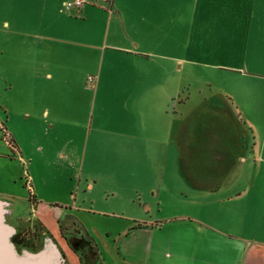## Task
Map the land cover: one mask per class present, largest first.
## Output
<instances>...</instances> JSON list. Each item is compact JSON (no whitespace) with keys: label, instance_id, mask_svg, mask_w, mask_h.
<instances>
[{"label":"crops","instance_id":"obj_1","mask_svg":"<svg viewBox=\"0 0 264 264\" xmlns=\"http://www.w3.org/2000/svg\"><path fill=\"white\" fill-rule=\"evenodd\" d=\"M11 1L20 6L15 23L0 16L14 35L0 79L15 99L0 101V125L31 183L28 197L0 192L14 231L12 199L30 198L58 203L57 234L36 218L38 231L77 264L73 236L90 243L89 264H264V111L261 86L246 85L264 77L246 64L251 43L264 55V0ZM103 132L111 143L86 155ZM58 164V184L38 175ZM70 175L124 206L97 209L113 218L99 240L78 218L93 210L75 203ZM168 178L181 183L173 197L206 210L161 214ZM73 218L79 235L67 233Z\"/></svg>","mask_w":264,"mask_h":264},{"label":"rangeland","instance_id":"obj_2","mask_svg":"<svg viewBox=\"0 0 264 264\" xmlns=\"http://www.w3.org/2000/svg\"><path fill=\"white\" fill-rule=\"evenodd\" d=\"M19 6H20L19 3L13 2L11 0L7 1L6 4L0 3V16L7 17L10 20V23H15L12 20L16 18L15 11ZM9 9H12V11ZM8 30L9 31L11 30L10 27L8 28ZM3 32H5V29L0 28V57H1V54H3L1 52L3 50L6 51L9 47V44L7 43L10 41L6 43V37H8L10 40L14 38L13 34H10V33L7 34ZM257 46L258 44L251 43V47H252L251 55H253V57L247 59L246 61L247 68L250 70H259V71L264 72V55H262L260 52L256 53V51L259 50L257 49ZM219 71H222V70H219ZM226 73H227L226 75L230 76L225 79L226 80L225 82L227 85L233 86V87L240 85V82L238 81V79L235 78L239 74H236V72L234 71H226ZM219 75L220 74L215 75L216 80H220ZM254 79H257V80H254ZM256 84L261 86V91L258 92V99H259L260 105L263 108L262 111H264V77L257 78L254 76H250L247 78L246 85L252 86ZM6 97L9 100L15 99V96L12 93L10 92L7 93L5 90H3L2 82L0 79V101ZM251 103L253 102L251 101ZM253 111H254V108L251 107L250 112L254 114ZM90 138H91V135H89L88 143L86 146V155H88V153L92 154L96 152L94 150L96 146L100 145V146L105 147L109 145L112 140L111 136L106 135L105 132L100 133V135L96 137V139L94 140ZM32 168L36 170L35 167L32 166ZM38 170H39L38 175L40 177L44 176L49 181H51L52 182L51 185L58 184L59 182L58 183H55V182L61 179L60 176L63 173V170L60 169L59 164L57 166L51 165L50 168H48L47 170H41L40 168H38ZM29 173L30 171L27 168V162L21 158L19 152L17 151V149H15L14 145L11 146L6 142V140L4 139L2 135V130L0 128V192L13 193V194H23L24 193L25 196L28 197L29 196L28 183L31 185L29 181V177H28ZM62 182H65L66 184L71 185L69 190L71 191V194H74V195L76 194V199H75L76 204L89 207L93 210V212L91 211L89 213L84 212V214H79L78 218L81 220V223L84 226H86L89 230L91 229V231L94 233L97 240H99L100 237L102 238V236L105 234L103 222L106 220L112 221L113 218H107V216L99 213L97 209H106L110 211L111 210L115 211L117 207H122L123 205L116 204L112 201L104 200L105 193L102 191L101 187H98L97 184H95L94 187L90 189L89 191H86V189L85 191H83L82 187L84 184V179L82 176H80L79 179H77L75 175L74 176L70 175L69 177H67V179H63ZM166 185H167L168 192L164 193L165 191H162L164 201L161 204V212H160L161 214L167 215V214L179 213V212L199 214L206 210L205 208L202 207V205L197 206L195 204H188L190 203V201L188 202V200H191L188 197L183 196L184 198L180 200L181 194H177V196L175 197L172 196V192L177 193L179 191L181 183H177L173 181L171 178H168ZM47 187L48 186H46L44 189L41 188L42 191L44 192V196H47L50 198L62 196L61 194L59 195V192H60L59 190L57 189L48 190ZM186 196H189V195H186ZM53 204L58 205V203H55V202L50 203V205H48L45 201H41L37 203L35 207H32L33 203L31 199H28V198L27 199H21V198L12 199V207L14 208L15 213L20 214L19 215L20 229L16 231L20 235L29 237L32 243L31 247H27L22 244H14V247L18 252L36 251L43 246L47 235L39 234L36 218H38L46 226L49 234H57L56 218H58V216L56 217V213H54L55 208L53 207L54 206ZM125 207H128V206L125 205ZM34 210L36 212H34ZM124 210L125 212H129L128 208ZM110 214L111 213H107V215H110ZM23 215L29 216V218L27 219ZM72 220H73L72 221L73 224L71 225L67 233L79 235L80 233L76 229L78 225V221L75 220L74 218ZM61 222H63V220H61ZM62 247L64 248L66 252V255H64L66 259L65 261L68 264H77L76 258L70 252V250L64 245H62ZM104 260L106 261V263L112 262L111 258H109L108 255H107V258L105 257Z\"/></svg>","mask_w":264,"mask_h":264},{"label":"water","instance_id":"obj_3","mask_svg":"<svg viewBox=\"0 0 264 264\" xmlns=\"http://www.w3.org/2000/svg\"><path fill=\"white\" fill-rule=\"evenodd\" d=\"M4 203L0 200V264H67L64 255L51 239H46L36 251L18 252L10 235L12 225L4 218Z\"/></svg>","mask_w":264,"mask_h":264},{"label":"flooded vegetation","instance_id":"obj_4","mask_svg":"<svg viewBox=\"0 0 264 264\" xmlns=\"http://www.w3.org/2000/svg\"><path fill=\"white\" fill-rule=\"evenodd\" d=\"M70 242L77 254L79 264H89L88 257L90 252L83 243V240L73 236V238L70 239Z\"/></svg>","mask_w":264,"mask_h":264},{"label":"trees","instance_id":"obj_5","mask_svg":"<svg viewBox=\"0 0 264 264\" xmlns=\"http://www.w3.org/2000/svg\"><path fill=\"white\" fill-rule=\"evenodd\" d=\"M6 141L9 145H13V142L11 141L10 137L7 136ZM30 196V194H29ZM30 199V198H29ZM10 239L14 244H22L24 246L27 247H31L32 243L31 240L29 239V237H25L24 235H20L17 231H14L11 235H10ZM88 240V239H87ZM87 242V241H86ZM90 248V243L87 244V249Z\"/></svg>","mask_w":264,"mask_h":264},{"label":"built area","instance_id":"obj_6","mask_svg":"<svg viewBox=\"0 0 264 264\" xmlns=\"http://www.w3.org/2000/svg\"><path fill=\"white\" fill-rule=\"evenodd\" d=\"M88 1H91V0H64L63 1V5H64V7H66V8H68V7H78V6H80V5H82L83 3H85V2H88ZM87 79L88 80H90L91 79V76H88L87 77ZM0 128H1V130H2V135H3V137H4V139L6 140V138H7V136H6V134H5V132L3 131V129H2V126L0 125ZM7 142V141H6ZM28 183V182H27Z\"/></svg>","mask_w":264,"mask_h":264}]
</instances>
